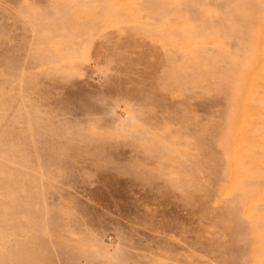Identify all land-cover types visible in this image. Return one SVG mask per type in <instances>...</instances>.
Listing matches in <instances>:
<instances>
[{"label":"rangeland","instance_id":"rangeland-1","mask_svg":"<svg viewBox=\"0 0 264 264\" xmlns=\"http://www.w3.org/2000/svg\"><path fill=\"white\" fill-rule=\"evenodd\" d=\"M0 264H264V0H0Z\"/></svg>","mask_w":264,"mask_h":264}]
</instances>
